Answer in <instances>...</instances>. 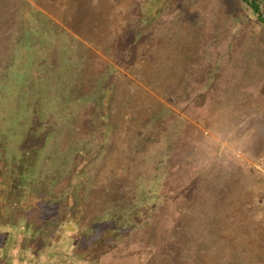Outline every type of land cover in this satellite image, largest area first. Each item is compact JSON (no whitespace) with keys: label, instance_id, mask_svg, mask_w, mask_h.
<instances>
[{"label":"rangeland","instance_id":"374dc122","mask_svg":"<svg viewBox=\"0 0 264 264\" xmlns=\"http://www.w3.org/2000/svg\"><path fill=\"white\" fill-rule=\"evenodd\" d=\"M19 59L0 163L42 159L38 179L64 190L71 166L83 174L86 217L106 225V255L84 263L264 264V28L252 10L0 0V85ZM2 180L0 192L24 193Z\"/></svg>","mask_w":264,"mask_h":264},{"label":"crops","instance_id":"0c3cea01","mask_svg":"<svg viewBox=\"0 0 264 264\" xmlns=\"http://www.w3.org/2000/svg\"><path fill=\"white\" fill-rule=\"evenodd\" d=\"M41 160L0 163L2 181L25 188L23 194L0 192V264H88L105 256L100 246L106 225L86 217L90 192L80 188L83 174L71 166L65 190L54 188L38 179ZM101 227L97 237L94 231Z\"/></svg>","mask_w":264,"mask_h":264},{"label":"trees","instance_id":"16d2710c","mask_svg":"<svg viewBox=\"0 0 264 264\" xmlns=\"http://www.w3.org/2000/svg\"><path fill=\"white\" fill-rule=\"evenodd\" d=\"M239 1L246 8L252 10V12L255 14V17H257L258 20L260 22H262L263 28H264V0H239ZM26 13H28V12H26ZM138 23L140 24V22H138ZM25 31H26V34H29L30 33L29 27L28 28L25 27ZM20 60L21 59H19V61ZM19 63L23 64L20 61V62H16V63L12 64L10 66L11 69H12L10 74H11L12 80H14L12 82V84L7 85V87L4 86V85H0L1 86L0 87V98L3 99V101L1 102L2 104L0 106V117L2 118V120H0V126H2L5 123H7L8 114H9L8 110L11 108V104L14 102L13 95H15L16 88L20 86L21 78L24 77V69L25 68L18 67ZM13 118L16 119L14 114L11 116V119H13ZM60 119L61 118L58 115V112L56 113V110L52 111V113H51V121H53L55 123L54 128L57 127V130L59 129V121H60ZM33 121H35V119H33ZM22 125H24V123H22ZM29 126L31 127V125H29ZM22 130H24V128H22ZM52 130H53V127H52ZM57 130H56V133H57ZM5 133L9 135L10 139L12 138V140H13L15 138L14 134L12 135L11 132H7L6 131ZM2 134H4V133H2ZM26 143L28 144V141H26ZM26 143H24L23 145H25ZM19 147H21V146H19Z\"/></svg>","mask_w":264,"mask_h":264}]
</instances>
